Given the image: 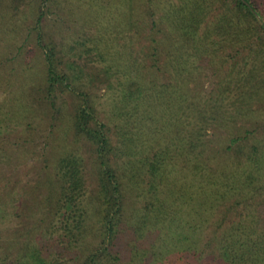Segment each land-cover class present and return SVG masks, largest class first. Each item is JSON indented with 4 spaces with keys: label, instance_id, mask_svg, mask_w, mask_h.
Returning a JSON list of instances; mask_svg holds the SVG:
<instances>
[{
    "label": "trees",
    "instance_id": "16d2710c",
    "mask_svg": "<svg viewBox=\"0 0 264 264\" xmlns=\"http://www.w3.org/2000/svg\"><path fill=\"white\" fill-rule=\"evenodd\" d=\"M125 1L93 8L97 33L67 55L106 78L98 96L78 86L83 71L59 72L34 27L50 127L71 130L74 145L42 157L29 193L0 169V264H61L65 253L116 264L120 240L129 264H264V2L182 0L166 29L152 22L164 42L149 28L138 44V30L122 38ZM203 60L214 77L227 65L209 90L189 85ZM65 92L75 101L63 129Z\"/></svg>",
    "mask_w": 264,
    "mask_h": 264
},
{
    "label": "rangeland",
    "instance_id": "374dc122",
    "mask_svg": "<svg viewBox=\"0 0 264 264\" xmlns=\"http://www.w3.org/2000/svg\"><path fill=\"white\" fill-rule=\"evenodd\" d=\"M112 1L21 0L16 4L13 0H0V169L24 192L29 193L38 184L34 182V176L32 178L28 175L35 169H44L42 157L57 153V146L64 142L74 145L71 130L65 137H59L54 131L55 128L50 127L55 121L51 120L52 110L48 100L43 98L46 95L44 50L35 39L34 27L37 25L40 29L42 44L54 47L53 53L59 62V72L74 81L83 71L84 77L78 80V86L84 93L98 96L104 94L108 87L106 78L103 76L101 80L94 75L93 68L87 63L80 71L79 64L85 62L77 52V55H73V60L76 61L74 64L67 55L72 54V47L76 49L77 45L89 41L91 34L97 33L95 20L89 12L96 6H105L107 3L111 6ZM180 4L182 0H126L122 10H126V22L129 24L123 40L127 41L132 37L131 30H138V36H133L132 39L138 44L144 43L146 39L143 36L150 28L155 29L153 37L163 43L160 39L165 38V32L160 34L158 29H166L167 24H163L165 16L168 21L177 16L176 10ZM152 22L161 24L157 29ZM207 61L199 62L204 73L196 75L195 81L189 83L191 88L203 82V88L209 90L218 80V76L221 75L222 81V76L226 75L224 69L227 65H223L219 67L223 68L221 73L214 77L215 65ZM54 95L56 99L61 96L57 92ZM62 97L65 109L57 125L58 128L63 125L64 129L66 126L63 122L67 119V113L71 109L69 107L75 99L68 92L62 94ZM252 103L256 104L255 101ZM260 104L264 107V101ZM93 164V156L88 154L83 164L88 169L87 175H92L90 171L94 169ZM3 173V177H6ZM123 242L117 241V247L121 244L122 250L119 254L121 260L116 264H129L126 260L129 248ZM130 254L132 256L131 252ZM64 257L67 258L66 261L60 260L59 263H80V259L75 260L71 253H65Z\"/></svg>",
    "mask_w": 264,
    "mask_h": 264
}]
</instances>
